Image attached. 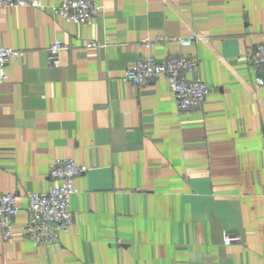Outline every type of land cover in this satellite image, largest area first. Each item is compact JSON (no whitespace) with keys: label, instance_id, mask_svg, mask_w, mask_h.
Masks as SVG:
<instances>
[{"label":"crops","instance_id":"0c3cea01","mask_svg":"<svg viewBox=\"0 0 264 264\" xmlns=\"http://www.w3.org/2000/svg\"><path fill=\"white\" fill-rule=\"evenodd\" d=\"M61 1L0 12V47L25 52L0 86V195L21 209L9 242L0 230V264H264V73L249 56L264 44V0H99L90 25L55 17ZM57 41L72 50L50 67ZM170 55L199 59L211 89L200 109L179 112L166 79L122 81L138 58ZM60 159L86 169L76 222L38 247L29 195L49 191Z\"/></svg>","mask_w":264,"mask_h":264},{"label":"built area","instance_id":"2783aa9c","mask_svg":"<svg viewBox=\"0 0 264 264\" xmlns=\"http://www.w3.org/2000/svg\"><path fill=\"white\" fill-rule=\"evenodd\" d=\"M43 7L44 0H0V12L10 8ZM101 10L99 0H62L60 5L53 7V15L72 24L90 25ZM199 41L201 39L197 36L184 39L173 37L167 40H145L142 46L151 48L172 42L184 48L191 47ZM99 46L97 43H90L86 48L94 49ZM71 50L72 47L60 41L55 42L47 50L49 66L63 67V56ZM24 55V51L0 47V86L9 79L7 73L9 63L21 59ZM249 56L252 69L256 73H264V44L253 47ZM199 69L200 61L195 57L170 55L167 60L159 61L154 56H143L125 71L122 81L135 88H141L166 79L175 95L177 109L185 113L200 109L211 93L208 84L198 74ZM257 84L264 86L262 74L258 77ZM84 173L86 169L73 159H60L50 165L49 191L29 195L28 221L25 228V236L29 242L38 247L59 246L62 233L76 222L75 214L70 208L71 199L77 194L75 180ZM20 213L18 195L15 193L0 195V230L5 243L11 240L12 229ZM240 242L241 236L225 235L224 244L227 246Z\"/></svg>","mask_w":264,"mask_h":264}]
</instances>
